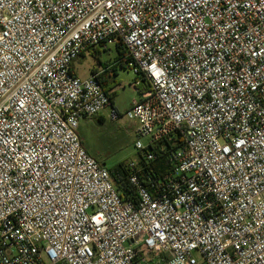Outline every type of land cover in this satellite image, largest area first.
Listing matches in <instances>:
<instances>
[{
  "label": "built area",
  "instance_id": "1",
  "mask_svg": "<svg viewBox=\"0 0 264 264\" xmlns=\"http://www.w3.org/2000/svg\"><path fill=\"white\" fill-rule=\"evenodd\" d=\"M119 41L124 112L71 67ZM106 108L135 202L78 135ZM62 262L264 264V0H0V264Z\"/></svg>",
  "mask_w": 264,
  "mask_h": 264
},
{
  "label": "rangeland",
  "instance_id": "2",
  "mask_svg": "<svg viewBox=\"0 0 264 264\" xmlns=\"http://www.w3.org/2000/svg\"><path fill=\"white\" fill-rule=\"evenodd\" d=\"M107 48L102 50L96 59L92 54L85 53L84 56L75 60V68L79 76L89 73V69L93 67L99 68V61H112L116 54L115 45L107 42ZM119 75L116 84L123 85L124 88L118 89L114 96V104L119 112H124L131 107L134 99L140 97L139 93L132 87L134 74L128 69L118 68ZM106 119L100 124H92L88 126L86 123L82 125V136L86 144L92 150V155L100 164L111 168L119 163H127L131 159H137L138 151L134 147L136 140L134 134V122L121 119L116 123H112L107 119V111L102 112ZM110 132H113L110 134ZM143 144L147 143L146 139H141ZM201 264H204L201 262Z\"/></svg>",
  "mask_w": 264,
  "mask_h": 264
},
{
  "label": "crops",
  "instance_id": "3",
  "mask_svg": "<svg viewBox=\"0 0 264 264\" xmlns=\"http://www.w3.org/2000/svg\"><path fill=\"white\" fill-rule=\"evenodd\" d=\"M105 48H107L106 46H103V47H100V50H105ZM87 53H90L92 54L93 52L90 51V52H87ZM93 55V54H92ZM117 54H115L112 58V61H106V62H101L99 61V68L97 67H93L91 69H89V73L87 75H84V76H79V74L77 73V70L75 68V64L76 62L73 61L72 62V70L74 71V73L79 77V78H82V79H86L88 77H90L91 75H96L97 78L99 77V81L100 83L104 86V88L107 90V92L109 93V96H110V101H111V105L116 109L115 107V104H114V96H115V93L118 91V89L120 88H124L123 85H120V84H116V79H117V76L119 75L118 73V68H125L123 66V64L121 63L120 60H116L115 61V57H116ZM94 56V55H93ZM99 56V55H98ZM95 57V56H94ZM94 71V72H92ZM138 91L140 92V88L138 89ZM137 91V92H138ZM138 92V93H139ZM139 98L137 99H134L132 104L134 103V101H137ZM131 104V106H132ZM103 111H107V119L110 121L109 117H108V114H109V109L106 108L105 110ZM102 111V112H103ZM100 113L94 117H90V118H85L83 119L80 124H79V128H78V135L80 137V140H81V143L83 145V147L87 150V152L92 156L94 154H92V150L90 148V146L88 144H86V142L84 141L83 139V136H82V132H81V129H82V124L83 123H88L87 125L88 126H92V124H96L97 122L102 124L105 122V115L103 113ZM93 122V123H92ZM112 122V121H110ZM97 123V124H98ZM112 123H116V122H112ZM135 127H136V123H134V130H135ZM113 132H110V134H112Z\"/></svg>",
  "mask_w": 264,
  "mask_h": 264
},
{
  "label": "trees",
  "instance_id": "4",
  "mask_svg": "<svg viewBox=\"0 0 264 264\" xmlns=\"http://www.w3.org/2000/svg\"><path fill=\"white\" fill-rule=\"evenodd\" d=\"M102 46L103 45H101L100 47H102ZM100 47L90 49L87 52L92 51L93 52L92 54L95 56L96 59H98V55L102 51V50H100ZM115 52L117 54L115 57V61L120 60L121 63L123 64L122 61H123L124 56L126 55V50L124 49V47L120 41L118 43H116V45H115ZM82 56H84V54L81 55V57ZM123 66L126 67L124 64H123ZM92 72H94V71H92ZM97 79L99 80V77ZM102 87L105 91H107L103 85H102ZM147 88H148V84L146 82H143L142 86L140 87V91H144ZM176 141H180V136H178ZM152 149L155 151L156 150L158 151L159 147L158 146H156L155 148L152 147ZM137 157H141L140 153H138ZM152 165H153V168L159 174L170 169L169 165L167 164V161L159 155H158V159L155 162H153ZM108 170H109L111 179L113 181V184H114L116 190L118 191V193L120 194V196L122 197V199L125 201H134L135 202L136 201V192H135V189L132 187V185L128 181L126 163L116 164V165L112 166L111 168H108ZM59 264H66V263L62 262Z\"/></svg>",
  "mask_w": 264,
  "mask_h": 264
}]
</instances>
